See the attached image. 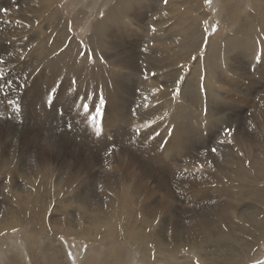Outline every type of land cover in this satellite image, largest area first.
Wrapping results in <instances>:
<instances>
[{"label": "bare ground", "instance_id": "bare-ground-1", "mask_svg": "<svg viewBox=\"0 0 264 264\" xmlns=\"http://www.w3.org/2000/svg\"><path fill=\"white\" fill-rule=\"evenodd\" d=\"M119 1L125 9L133 0ZM245 1L223 0L233 23L228 37L233 46L231 53H238L233 56L230 73L220 80L224 105L216 104L212 110L217 115L225 110L235 118L246 114L245 105L251 104L253 112L246 116L247 125L228 128L233 134L227 131L232 142L227 149L238 162L226 159L222 165L212 151L206 154L207 142L200 141V132L191 140L195 126L188 118L191 115L173 101L172 93L179 85L178 73L169 72L177 67L176 60L184 53V45L177 40L172 44L177 54L162 60L171 48L166 40L175 38L172 34L177 27L176 36L181 38L183 34L182 40L192 44L191 59L199 51L198 47L205 45L207 30L203 21L207 13L201 10L194 18L200 4L194 7L193 0H168L160 10L138 4L140 11L127 6V14L121 6H117L120 10L110 8L109 16L98 24L95 40L92 39L95 46L100 45L97 47L104 52L107 63L87 70L73 63L82 45L71 42L63 28L54 41L51 38L63 20L53 10L55 0H0V5L7 9V13L0 9V20L4 21L0 24L3 83H12L7 68L12 58V63L23 68L25 74L21 80L24 82L28 74L39 70L37 58L61 52L57 63L49 61L51 75L43 69L25 92L21 85L0 92V234L18 228L26 238L36 240L33 233L37 235L40 230L39 233L47 234L49 226L50 231L88 243L102 240L118 243V238H124L141 248V263L151 262L149 247L154 248L153 258L163 264H247L251 261L264 243V112L260 108L263 102H258L262 98L264 101V91L257 88L264 83L254 78L260 69L264 71V51L251 47L245 38L246 33H252L254 38L264 36V0H252V11L242 15ZM190 17L198 21L194 20L192 25ZM129 19L137 24L130 23ZM167 30L174 33L169 34ZM132 32L139 38L133 39L134 45L129 37ZM144 33H150V37ZM212 42L207 59L195 63L197 75L192 79L195 89L190 86L184 94L201 89L200 68L204 65L210 68L212 49L219 48V42L213 39ZM259 53L263 56L261 62H258ZM184 61L186 66L190 62ZM133 73L142 77L135 79ZM152 73H157L160 80L153 78ZM166 77L170 84L167 81L163 85L161 81ZM206 78L210 83L209 73ZM124 80L130 82L129 88ZM242 80L249 81L252 87H247ZM62 93L75 96L69 103L75 115L65 118L66 123L60 122L58 127L51 125L49 130V100ZM19 99L24 100L29 117L22 125L9 118ZM194 100L199 101L196 93ZM103 101L108 102L105 111L101 106ZM38 117L40 121L35 122ZM209 119L196 117L202 122ZM103 129L116 131L119 136L112 132L110 139L98 140ZM138 129L145 134L134 136L133 131ZM97 130L102 131L100 136ZM85 134L89 135L88 139ZM114 138L124 142L120 154L110 148ZM227 163L235 168L227 167ZM85 180L88 186L82 189L80 185ZM74 186H79V191ZM69 193H74L70 198L74 199L81 217L56 216L57 209L49 215L54 197ZM52 247L58 252L59 246ZM98 252L95 259L78 256V262L103 264L106 259L103 250ZM109 252L116 258L123 254L116 248ZM182 255L184 261H181ZM0 264L17 263L2 249ZM52 264H64L63 257L59 260L56 256Z\"/></svg>", "mask_w": 264, "mask_h": 264}, {"label": "rangeland", "instance_id": "rangeland-1", "mask_svg": "<svg viewBox=\"0 0 264 264\" xmlns=\"http://www.w3.org/2000/svg\"><path fill=\"white\" fill-rule=\"evenodd\" d=\"M193 1H194V4L192 3V5L194 7H197V5L200 4V6L197 8V10L194 11V14H195L194 18L195 19L198 17L201 10L205 11L207 13V16H206L207 18L203 21L205 29L207 30V35H206L207 42H205V45L198 47L199 51L197 53H195L193 59H191L190 56H191L192 44L188 41L185 42L182 40L183 34H180L181 38H178V36H176V32H177L178 27L175 29V34H172V36H174L175 38H173L172 40H169V39L166 40V42L171 46V48H170L169 52L166 53L162 57V60L164 58H168V57L172 58L173 53L177 54L176 49L172 45V44H176L175 42L177 40L181 43V45H184L182 48H184V50H185L184 53L182 54V56L176 60L177 61V67L170 69V72H169V74L178 73L177 81L179 82V85H177V90L180 89V94H177V90H175L172 93L173 101H174L175 105L184 107L185 113L191 115V117H188V118H191V120H192L191 123L195 124V126L193 128L194 134H193L191 140L196 139L197 137L195 134L200 132V139H201L200 141H202V139H203L207 142V145L204 146V148H207V149H205L206 154H208L209 152H211L214 149H218V151L215 153V155L217 157V161L220 164L223 165L226 159H228L229 161L233 160L234 163H237L238 162L237 157L234 154L229 153L230 149H227L228 145L232 142L230 140L231 136L226 135V134H227L229 127L233 128L236 124L239 127H241L242 125H247L249 123V119L246 116L248 114L252 115V112H253L252 105L251 104L245 105V107L247 109V111H246L247 113L244 115H241V116H235V118L230 116L229 113L226 112L225 110H223L224 112L222 115H217V113L214 110H212V108L216 104L217 105L218 104L224 105V102L221 100L223 93L221 91L220 86L222 87L223 85L220 84V82H221L220 80L223 79V77L226 76L228 73H230L228 71V69L230 68L231 64L233 63L232 62L233 56L236 53H238V52H236L234 54L231 53V48L233 46H231V43L228 42L229 34L233 31V27L231 28V24H233V23H231L232 20H230L231 15L227 11L228 8L223 6V0H199L198 3L195 0H193ZM130 2L127 3V5L124 9V5H120L121 2L119 0H55V3H53L54 6H52L53 10L55 12H57L60 15V18H62L63 20H61L62 23L60 24L58 31H54L51 38L54 41L58 32L60 31V29L63 28V31L65 30L68 33V38L71 42L74 41L75 43L82 45L81 52L73 58V63L76 66H82L83 68L90 70V69L96 67L97 65L101 64L102 62L107 63V61L104 57L105 56L104 52L102 50H99L100 45L99 44L97 45L99 48L97 46H95V44H93V42H92V39L94 38V40H95V34L97 33V31H98L97 28L99 26L98 24H102L104 22V20H106L107 17L109 16L108 14L110 13V8L115 10V8L117 6L118 7L121 6V8H122L121 10H124L123 13L127 14L128 13V11H126V9L128 8L127 6H129V8H132V10H133V8H135L138 11H140V8L138 6H136L138 4H140V5L143 4L142 6L148 7V8L154 7L155 10H160L161 8L164 7V2H162V0H133ZM183 2H185V1H183ZM118 3H120V4H118ZM245 3H246V5H244L245 7L242 9L244 11L241 10L242 15H244L247 11L248 12L252 11V8H251L252 0H246ZM118 7H117V9L120 10V8H118ZM0 9L4 13L5 8H3L0 5ZM156 15H158V13H156ZM118 16H121V15H118ZM190 18L193 19V21H192V25H193L195 19L193 17H190ZM223 18H225V20H223ZM177 19L178 18H176L174 20L173 24H175ZM0 21H1L0 24L4 23V21H2V20H0ZM10 21H12V20H10ZM131 21H134L133 22L134 25L137 24V22L135 20L129 19L130 23H132ZM196 21H198V20H195V22ZM226 21L229 23H226ZM8 22H9V20H8ZM146 23H148V22H146ZM142 27H145V26L142 25ZM188 27L189 26H185V28H188ZM133 28L136 29L137 27L135 26ZM106 29L108 31V25L106 26ZM106 29H103V30L105 31ZM167 31L169 34L174 33L171 30H167ZM246 34H247V36L245 39H248L249 42L247 41V43L251 47L257 48L260 52L264 51V36L259 37V38H254L255 36L252 35V33H246ZM144 35L147 38L150 37V33H144ZM129 37L131 38V41H134L133 39H136V38L139 39L137 37V34L134 32H132L131 36H129ZM231 37L233 38L234 36H231ZM203 38H205V37L203 36ZM101 39H105V38H101ZM193 39H194V37H193ZM212 39L215 40L216 42H219V44L217 45L219 48L212 49V56L210 58L212 60V63H211L210 68L206 69L205 65L202 68H200L201 89L199 91L197 89L195 92L199 98V101L197 102L194 100L195 93L187 92L184 94V92H186L190 86H192L195 89V85L193 84V81H192L193 77L195 80L196 75H197V73L195 72V63L207 59L209 52H210V44L212 42ZM240 39L238 38L236 40H240ZM53 41L50 42V44H49L50 47H51ZM130 43L134 45L135 41L130 42ZM212 43H214V41ZM7 45H9V43H7ZM92 45H93V47H92ZM240 47L243 51H246L244 45H240ZM63 48L65 49V45H63V47L61 49L63 50ZM224 48H226V49H224ZM61 49H59V50H61ZM60 53L61 52H57L52 56L50 55L51 57L37 58L36 63L38 65H40L39 70L33 71L31 74H28L27 79L24 82H22V80H21L25 74V73H23V68H20V66L18 64H16L15 62L12 63V61H13V58H12L7 64V68L9 71V77H10V80L12 81V83L11 84L3 83L1 81V80H3V76H0V89H2V91H3V90H7L8 88H14L16 86L21 85L22 91L25 92L28 88L31 87V84L34 82L35 78L39 75L40 70L45 69V71H44L45 73H47L48 75L52 74L51 69L47 66L49 64V61L57 63V59L60 57ZM261 54L262 53H259V55H258V62H261L262 61L261 59H263V56ZM185 57H188V58H185ZM42 59H44V60L42 61ZM186 59L190 60V62L187 66H186V63L184 61ZM248 59H250V58H248ZM19 61L22 62V60H19ZM262 65H263V63H262ZM259 66H261V64ZM59 69L63 75L62 63H60ZM260 71H261V69L259 70V72H257L258 76L256 75L254 78H256L257 81L260 80V82L264 83V71L263 72H260ZM13 72H21V74H14ZM65 72L69 73V71H65ZM208 73L210 74V78H211L210 83L207 82V78H206V75ZM252 73H254L253 70H252ZM260 74H261V76H260ZM132 76L135 79L136 78L140 79L142 77V75L135 74V73H133ZM151 76L155 79H158L157 81L160 80L157 73H155V76H153V75H151ZM167 81L170 84L168 77H166L165 80H162L161 83L163 85H165V82H167ZM232 82H234V81H232ZM243 82L247 85V87H249V88L252 87L249 84V81H243ZM123 83L127 86L130 84V82L128 80H124ZM240 86H242V85H240ZM129 87L130 86H128L127 88H129ZM257 88H258V90L264 91V85H259V86H257ZM56 96H58V94L57 95L55 94V97ZM74 97L75 96L73 94L65 95L62 93L57 98L49 100V104L51 106V108L49 109V110H51V118L50 119L52 120V121L50 119L48 120L49 130H50L51 125L58 127V125H60V122H62V124L66 123L65 118H71V116L75 115L73 109H71L70 105H69V103L72 102V98H74ZM184 98H186V99H184ZM258 102H259V104L261 102L264 103L263 98L260 100L258 99ZM262 104L260 105V108L264 112ZM101 106H102L103 110L105 111L108 108V102L106 104V102L103 101ZM38 109H40V106L38 107ZM208 109L212 110L216 114H210ZM123 114H124V112H123ZM199 116H201V117L207 116V117H210V119L208 120V122L198 121V120H196V117H199ZM9 118L13 119L14 120L13 122L17 125H22L26 121H28L29 117H28L23 99L17 100V104L14 106V111L9 115ZM39 121H40V118L38 117L35 120V122H39ZM185 121H186V119H185ZM197 125L201 126V127H199L198 130H197V127H198ZM61 131L65 132V130H63V129H61ZM77 131H79V130H77ZM51 132L54 133L56 131H51ZM103 132L104 133L102 134L101 130H97L98 136H100L102 134L98 138V140H102L105 137L107 139H110L112 132H115V134L117 136H119V134H117L116 131H113V130L107 131V130L103 129ZM217 132H219V133H217ZM133 133H134V136L141 135L143 133L145 134V132L143 130H139V129L134 130ZM85 135H86V139H88L89 135L88 134H85ZM211 136H212V138L209 140V138ZM115 139L116 138H114L113 142L111 143L110 148L113 151V153L120 154L121 150L123 149L122 146H123L124 142L119 143ZM119 140H121L120 137H119ZM191 140H189V141H191ZM207 140H209V142ZM215 140H218V141L216 143H214ZM110 142L111 141H109V143ZM127 158H129V157L127 156ZM82 161L84 162L85 160H82ZM183 161H184V159H183ZM238 165H239V163H238ZM227 167H231L233 169V168H235V165H233L231 163H227ZM221 168H223V166ZM240 173H242L241 168H240ZM47 179L48 178H44L45 181ZM41 184L42 183H40V185ZM80 186L82 187V189L85 186H88L86 180ZM44 188L48 189L49 187H44ZM74 188L77 191H79V186H74ZM85 193L86 192H84V194ZM73 194L74 193H69L63 197H54L55 201L53 202V204L51 206L52 208L48 207V209L51 208V210L49 211V215H53L54 214L53 209H57V212L55 214L56 216L62 215V216L70 217V215H71L70 219H75V218H77V216L81 217V215H79L80 211H78L77 205L75 203H73L74 199L70 198V196H73ZM177 194H178V192H177ZM96 195L99 198V195L97 193H96ZM65 198H67L68 201L64 202L63 200ZM182 201H184V200H182ZM207 204H211V203L209 202V203H206L205 205H207ZM216 205H217V202L214 203V206H216ZM68 211H70V212L68 213ZM44 226L45 225H43V224L41 225V227H43V228H44ZM46 229L49 232L47 234L39 233L40 230H37L38 231L37 235H36V233H33V235L36 237V240H33L29 237L26 238L24 236V233H23L24 231L20 230L18 228L3 232L5 234H3V233L0 234V250H2V249L6 250V253H8L10 256H12L17 264H25V263H28V264H52L54 259L56 258V256L59 257V260L61 259V257H63L64 264H71V263L72 264H79V263L85 264V263H82V261L78 262V259L80 258L78 256L83 255V259H84V256L86 255L87 260L95 259V254L97 255L99 253L98 249L103 250V253H104L103 257L106 258V259L102 258V259H104V262H102L103 264H105V262H106V264H138V263H140V264H152V262H153V264H156V263L157 264H163V263H160V261H157V259L153 258L152 253L154 251V248H152V247H149V248L144 247V248H148L150 250L149 251L148 249H146L150 252V254L148 253V255L151 259V262L141 263L140 259H142V257H143V255L141 253V248L132 245L127 239L125 240L124 238L123 239L118 238V241H117L118 243H113L109 240H106V241L102 240L100 242L88 243V242H82L79 239L70 238L63 233L60 234L56 230L50 231L49 226ZM52 240L57 241V242H52ZM55 245H57V247L59 246L58 247L59 253L57 252V250L53 249L52 246H55ZM8 246H10V247H8ZM20 248H22V249H20ZM95 248H96V250H95ZM109 248L110 249H113V248L120 249V251H121L120 254H122V253L123 254L120 255V257L116 258L114 255H112V253L109 252V250H110ZM107 249H108V251H107ZM17 253H19L18 254L19 256L17 255ZM42 253H43V255H42ZM76 253H78L80 255H78ZM14 255H16V256H14ZM107 255H109V257H107ZM77 257H78V259H77ZM121 257H122V259H121ZM24 259L27 261L23 263ZM136 260H138V261H136ZM197 260H199V258ZM181 261H184L183 255L181 256ZM247 264H264V243L262 244V246L259 247V251L254 256V258L251 261H249Z\"/></svg>", "mask_w": 264, "mask_h": 264}, {"label": "snow or ice", "instance_id": "snow-or-ice-1", "mask_svg": "<svg viewBox=\"0 0 264 264\" xmlns=\"http://www.w3.org/2000/svg\"><path fill=\"white\" fill-rule=\"evenodd\" d=\"M164 4L167 5L168 4V0H163ZM4 12L7 13V9H4ZM156 29L153 27L152 31H155ZM153 76H155V73H152ZM74 83H76V81H74ZM0 91H2V89H0ZM177 94H180V89L177 90ZM98 116H99V113H98ZM228 132L230 134H233L232 133V130L231 129H228ZM218 151V149H214L212 150V152L215 154L216 152Z\"/></svg>", "mask_w": 264, "mask_h": 264}]
</instances>
